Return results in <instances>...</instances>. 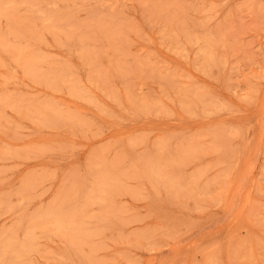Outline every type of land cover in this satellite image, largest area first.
Masks as SVG:
<instances>
[{
	"label": "rangeland",
	"instance_id": "rangeland-1",
	"mask_svg": "<svg viewBox=\"0 0 264 264\" xmlns=\"http://www.w3.org/2000/svg\"><path fill=\"white\" fill-rule=\"evenodd\" d=\"M0 264H264V0H0Z\"/></svg>",
	"mask_w": 264,
	"mask_h": 264
}]
</instances>
